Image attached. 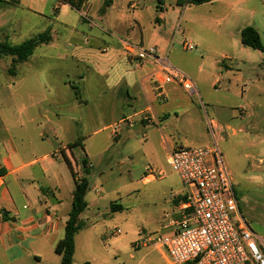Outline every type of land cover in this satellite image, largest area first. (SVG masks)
Returning a JSON list of instances; mask_svg holds the SVG:
<instances>
[{
    "label": "rangeland",
    "instance_id": "rangeland-1",
    "mask_svg": "<svg viewBox=\"0 0 264 264\" xmlns=\"http://www.w3.org/2000/svg\"><path fill=\"white\" fill-rule=\"evenodd\" d=\"M112 1L105 17L98 12L106 7L104 0H88L81 12L68 7L66 18L79 32L63 31L55 38L62 49L66 41L78 39L83 40L80 46L85 44L82 48L106 47V54L96 52L88 60L82 56L76 61L57 57L62 49L44 46L26 63L15 64L17 77L9 71L11 56L0 57V116L11 143L20 148L44 139L50 159L65 157L80 175L83 157L91 162L86 175L88 207L80 216L83 226L75 238L73 264H166L148 240L161 231V200L169 195V181L179 184L180 194L185 192L167 163L166 147L209 144L207 119L222 127L216 130L218 147L233 180L240 214L264 239V52L241 45L235 33L241 19L249 20L247 11L262 9L264 0L235 4L212 0L184 6L183 11L176 0H162L160 5L157 0ZM134 12L139 26L131 17ZM40 22L46 27L47 21ZM32 35L8 40L19 43ZM262 37L264 41V33ZM183 38L196 48L184 49ZM119 39L157 46L173 67L196 82L204 109L197 95L173 82L162 86L163 99H156L155 90L138 82L129 95L117 94L125 68L115 55L116 42L123 51ZM222 54L232 58L225 60L227 68L222 66ZM125 63L129 64L127 59ZM199 64L204 71L198 76ZM220 72L223 77L211 84L212 76ZM147 105H152L149 111L139 112ZM93 129L100 131L92 133ZM89 135L84 150L76 146L64 155L63 144ZM0 136H5L1 126ZM146 166L155 170L157 180L143 184L140 178ZM159 171L164 172L161 179ZM112 202L123 208L111 211Z\"/></svg>",
    "mask_w": 264,
    "mask_h": 264
},
{
    "label": "crops",
    "instance_id": "crops-1",
    "mask_svg": "<svg viewBox=\"0 0 264 264\" xmlns=\"http://www.w3.org/2000/svg\"><path fill=\"white\" fill-rule=\"evenodd\" d=\"M210 1L205 3H209ZM238 1L240 0H233L231 4H235ZM112 3L113 1L110 0L108 5L104 4L106 6L105 8L101 7L98 9L102 17L106 16L107 10ZM205 3L199 4L198 6ZM134 5V2L129 3L130 7ZM261 6L263 8L260 10L253 8L251 11L248 10L249 20L241 19L235 28V33L240 43V29L247 25L257 30L260 40L264 43L262 40V33H264V4L262 3ZM68 7L73 8L69 3L61 0H0V37L1 39L7 38L8 40L10 37H20L26 33L34 34L32 36H35L44 31H48L51 37L50 41L38 45L34 51L44 46H48L50 49L61 50L62 47H58L55 42L57 34L63 31H69L70 33L79 32L76 28V23L72 24L66 18ZM183 10H185V7L182 8ZM77 11L79 12V10ZM131 17L135 19L134 22L139 26L138 13L134 12ZM40 19L47 21L46 27L40 26V24L42 25ZM80 21L81 24L84 22L82 18ZM87 26L92 28V25L88 24ZM82 27H84V24H82ZM216 36L220 37L221 35L217 32ZM65 43V47L57 52V57L65 58L70 56L77 61L82 56H85L83 58L88 60L87 57L90 55L96 56V52L100 55L106 54L107 52L106 47L97 46V49H93L83 46L82 48V45H85L82 44L80 46L83 40L81 43L78 42V39L75 43H69V41ZM84 43H88V40L84 39ZM234 43H236V39H233ZM114 46L116 49L115 55L118 59L122 60L123 67H125L120 79L117 81L116 93L125 92V94L129 95L132 86L138 82L140 86L148 85L152 91L155 90L154 96L156 99L165 98L162 86L166 82L162 81V76L158 73L154 65L155 63L147 59L141 64L136 65L134 62L128 60L117 42ZM154 47H156L157 53L161 55L158 47ZM34 51L27 60L17 62L16 65L18 63H26L33 57ZM161 56L166 57L163 54ZM220 58L222 66L227 68L228 65L225 60H231L232 58L227 54H222ZM98 59L99 56L95 60L98 61ZM125 59H127L129 64L125 63ZM195 71L196 75H202L204 71L202 65L199 64ZM11 73L15 77L18 75L15 68ZM79 77L82 78L81 75ZM212 77L211 84L214 85L223 77V73L214 74ZM23 79L25 80V77L21 80ZM194 83L196 85L195 81ZM151 108L152 105H147L139 112L149 111ZM43 116L47 118L45 114ZM148 116L151 118L150 115ZM165 118V116L162 117V119ZM156 122L160 123L161 120H157ZM0 126L5 135L0 136V264H60V255L55 253L54 246L63 236L65 221L72 205L74 176H81L80 171L72 167L65 157L58 158L57 160L50 159V153L47 151V148L45 149L47 146H43L44 139H40L41 144L34 145L28 141L29 144H24L18 148L15 144L11 143L12 137L8 134V126L1 116ZM219 127L222 129L221 126ZM98 131L100 130L93 129L91 132ZM42 134L40 133V135ZM88 137L90 138V135L83 137L84 140L81 137V139L76 138L73 141L63 144L61 148L67 150V152L64 151V155L69 153L70 149L74 148L68 147V144L72 142H79L80 144L77 146L82 145L81 147L84 150V141ZM55 138H57L56 135ZM166 148L169 152L173 149V145L170 144ZM88 163L91 165L89 159ZM147 167L150 166L145 167L143 176L140 178V182L143 184L157 180L156 174L153 177L147 174ZM163 176L164 172L158 177L161 179ZM168 188L169 195L167 199L163 198L161 200V202L163 201L161 208L162 219L168 216H175L176 203L181 195L178 183L171 180L169 181ZM95 190L98 191V188H95ZM87 192L84 196L87 205L79 215V219L88 207ZM77 233L74 236V253L76 251L75 238Z\"/></svg>",
    "mask_w": 264,
    "mask_h": 264
},
{
    "label": "built area",
    "instance_id": "built-area-1",
    "mask_svg": "<svg viewBox=\"0 0 264 264\" xmlns=\"http://www.w3.org/2000/svg\"><path fill=\"white\" fill-rule=\"evenodd\" d=\"M119 41L129 61L139 65L152 60L163 82H173L188 94L197 95L204 109L194 81L160 56L156 47L127 39ZM181 44L187 50L196 48L187 38ZM207 125L209 144L180 146L168 153L167 163L185 192L177 200L175 216L164 217L159 222L161 231L148 242L160 251L166 264H264V239L240 214L233 180L218 147L219 126L213 119H207ZM146 172L152 177L156 174L150 167ZM115 232L120 233V229Z\"/></svg>",
    "mask_w": 264,
    "mask_h": 264
},
{
    "label": "trees",
    "instance_id": "trees-1",
    "mask_svg": "<svg viewBox=\"0 0 264 264\" xmlns=\"http://www.w3.org/2000/svg\"><path fill=\"white\" fill-rule=\"evenodd\" d=\"M69 3L76 10H80L81 6L86 0H61ZM210 0H176V4L180 7L187 5H199ZM110 0H104V4L108 5ZM158 5L162 3V0H157ZM157 9H161L158 7ZM51 39L48 31H44L35 36H32L18 44H11L7 38L0 40V57L4 55H10L11 65L9 68L10 73L13 72L15 64L20 61L27 60L34 49L42 44L47 43ZM240 41L242 45L250 47L252 49L264 52V43L260 40V36L257 30L250 26H244L240 29ZM79 142H72L68 144V147L72 148L79 145ZM82 146V145H81ZM91 165L88 163L87 156L82 159L83 175L74 176V189L72 191V205L68 213V217L64 225V233L54 246L56 254L60 255V264H73L72 258L74 254V236L78 230L83 226L82 221L79 219V215L86 208L85 193L88 190V180L86 175L89 173ZM111 211L121 210L122 206L119 203L112 202L110 204Z\"/></svg>",
    "mask_w": 264,
    "mask_h": 264
}]
</instances>
